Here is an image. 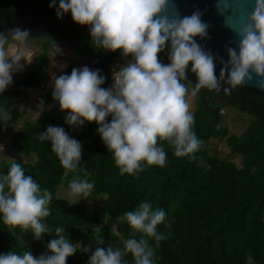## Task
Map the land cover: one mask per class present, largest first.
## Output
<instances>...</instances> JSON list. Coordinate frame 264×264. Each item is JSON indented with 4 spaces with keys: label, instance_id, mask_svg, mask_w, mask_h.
Returning a JSON list of instances; mask_svg holds the SVG:
<instances>
[{
    "label": "clouds",
    "instance_id": "1",
    "mask_svg": "<svg viewBox=\"0 0 264 264\" xmlns=\"http://www.w3.org/2000/svg\"><path fill=\"white\" fill-rule=\"evenodd\" d=\"M211 2L222 26L232 34L224 45V56L200 43L210 39L211 25L203 20L204 11L196 8L190 15H182L176 0H58V6L57 0H50L49 7L56 6L58 19L70 14L73 23L88 27L95 47L119 50L124 59L113 70L109 87H102L106 77L99 69L84 66L55 77L51 93L59 110L66 112V125L96 124V134L112 154L120 175L138 176L149 167L166 166L163 142L173 149L175 157L203 163L197 153L204 141L193 130L192 110L202 90L228 96L235 89L252 85L264 91V0ZM32 40L29 31L19 27L0 31V94L13 83L14 74L31 62ZM165 51L167 64L160 59ZM37 107L43 110L44 101ZM38 139L50 143L65 176L75 173L68 182L66 202L73 205L87 200L95 185L81 166V142L64 127L51 125ZM3 151L0 146V154ZM3 158L9 162L7 174L0 173L3 225L10 233L30 231L34 240L45 234H54V238L39 256L30 251H9L0 254V264H67L78 251L90 253L87 264H129V256L131 264H157V250L168 239L159 227H171L163 208L143 201L124 212L119 220L127 224L129 232L118 245L105 246L102 236L93 237L94 247L72 243L63 227L46 223L51 215V191L26 176L21 163Z\"/></svg>",
    "mask_w": 264,
    "mask_h": 264
},
{
    "label": "trees",
    "instance_id": "2",
    "mask_svg": "<svg viewBox=\"0 0 264 264\" xmlns=\"http://www.w3.org/2000/svg\"><path fill=\"white\" fill-rule=\"evenodd\" d=\"M49 4L50 0H0V31L26 29L40 49L33 66L17 78L14 87L0 94V138L5 124L15 126L23 115L13 102L23 99L28 87L42 90L45 63L54 45L75 47L71 65L83 51L92 62L93 71L99 69L106 79L112 64L121 57L119 50L108 52L95 47L90 36L79 33L70 14L58 19L56 6L50 8ZM160 59L165 64L169 62L166 51ZM189 79L195 82L191 73ZM51 93L52 90L45 92L36 102L43 100L50 105ZM226 106L250 115L241 135L229 134L221 126V111ZM193 112V130L204 141L197 153L202 164L175 157L173 149L163 142L166 166L149 167L138 176L120 175L112 154L96 134V124L86 122L82 127H69L64 122L66 112H61L58 104L41 118L24 122L12 136L10 148L25 157H35L33 163L16 161L22 164L26 176H32L41 188L51 191V215L46 223L63 227L64 235L72 243L94 247L93 237L102 236L105 246L118 245L129 232L119 217L148 201L154 208H163L166 223L171 224L170 228L159 227L168 239L157 250V264H264V98L249 94L242 87L228 96L202 90ZM50 125L64 127L83 145L81 166L88 170V179L95 185L90 197L105 195L94 214L89 213L83 200L69 205L57 197V188L69 182L75 173L65 176L50 143L39 141L38 135ZM211 139H225L230 155L241 156V167L210 155L207 143ZM8 163L0 159V173L7 174ZM52 238L54 234H45L34 240L30 231L21 233L19 229L10 233L0 220V254L30 251L37 256L47 251ZM89 255L78 251L68 258L67 264H87ZM126 259L131 264V257Z\"/></svg>",
    "mask_w": 264,
    "mask_h": 264
},
{
    "label": "rangeland",
    "instance_id": "3",
    "mask_svg": "<svg viewBox=\"0 0 264 264\" xmlns=\"http://www.w3.org/2000/svg\"><path fill=\"white\" fill-rule=\"evenodd\" d=\"M77 29H81L82 33L90 36L89 29L87 26H80L74 24ZM77 47H81L78 46ZM75 51L74 46H60L54 45L47 61L45 63V79L43 82V88L40 91L33 89L32 87L27 88V95L18 102H13L14 106H18L23 115L18 120V123L15 126H11L8 123L5 124L4 132L0 138V146H3V153L0 154V159L4 161H8L3 158V156L12 158L15 160H21L23 162L33 163L35 161L34 156L25 157L18 153H14L10 148L11 138L19 131L26 121H33L38 118H41L44 113H46L53 105H57L58 103L52 101L50 105L44 104L43 110L38 109L36 102L37 98L40 97L45 92H49L52 90L53 80L55 77H58L62 74H70L73 68H80L84 66H88L91 70H93L92 62L90 59L84 54L82 51L78 58L75 60L74 64L71 65V59L73 52ZM40 53L39 46L31 42L29 55L32 58L30 63L25 64L24 69L13 76V83L8 87L7 90L11 89L15 85V81L18 77L24 75L28 69H30L36 61L37 54ZM23 63V61H22ZM124 63V59L122 57L118 58L111 66L109 75L107 79H105V83L102 87L111 86L112 73L114 69H117L120 65ZM193 111L195 110V101L193 102ZM222 121L221 126L226 127L229 131V134L241 135L247 128L248 122L250 120V115L246 113H240L229 106H226L222 109ZM208 153L212 156H216L221 160H228L233 162L236 166L241 167V156L240 155H230V151L226 145L225 139H211L207 143ZM67 186L66 184H62L57 188V197L60 201L66 202L68 199L67 196ZM105 199V195L98 196L95 199L89 197L87 200H83L88 208L90 214H94L98 211V209L102 206L103 201ZM67 203V202H66ZM82 244V243H81ZM43 254V253H40ZM39 254V255H40ZM37 255V256H39Z\"/></svg>",
    "mask_w": 264,
    "mask_h": 264
},
{
    "label": "water",
    "instance_id": "4",
    "mask_svg": "<svg viewBox=\"0 0 264 264\" xmlns=\"http://www.w3.org/2000/svg\"><path fill=\"white\" fill-rule=\"evenodd\" d=\"M176 2L182 15H190L196 8L204 11L202 18L205 22L211 25L208 30L210 39L200 41V43L205 46L206 50L210 49L214 54L224 56V45L232 39V34L222 26L221 19L216 15L215 8L211 0H176ZM219 69L220 64L217 63V74H219ZM242 88L249 94L259 95L264 98V91H261L255 86L244 85Z\"/></svg>",
    "mask_w": 264,
    "mask_h": 264
},
{
    "label": "flooded vegetation",
    "instance_id": "5",
    "mask_svg": "<svg viewBox=\"0 0 264 264\" xmlns=\"http://www.w3.org/2000/svg\"><path fill=\"white\" fill-rule=\"evenodd\" d=\"M79 33L82 35V36H85V37H89L87 36L86 34L82 33L81 29H78Z\"/></svg>",
    "mask_w": 264,
    "mask_h": 264
}]
</instances>
